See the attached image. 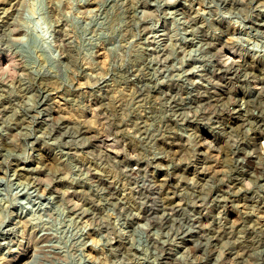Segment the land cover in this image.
Segmentation results:
<instances>
[{
    "label": "rangeland",
    "instance_id": "obj_1",
    "mask_svg": "<svg viewBox=\"0 0 264 264\" xmlns=\"http://www.w3.org/2000/svg\"><path fill=\"white\" fill-rule=\"evenodd\" d=\"M0 264H264V0H0Z\"/></svg>",
    "mask_w": 264,
    "mask_h": 264
}]
</instances>
